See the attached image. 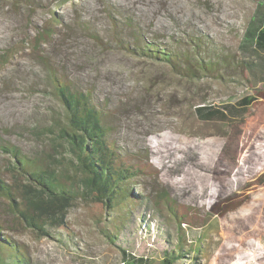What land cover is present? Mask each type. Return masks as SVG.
<instances>
[{
    "label": "rangeland",
    "instance_id": "rangeland-1",
    "mask_svg": "<svg viewBox=\"0 0 264 264\" xmlns=\"http://www.w3.org/2000/svg\"><path fill=\"white\" fill-rule=\"evenodd\" d=\"M260 1L44 0L35 20L56 30L45 54L61 61L75 88L91 94L94 104L105 112L109 141L127 163L145 173L133 181L140 197L128 216L123 209L118 216L117 210L95 202L94 190L86 189L79 194L66 226L52 228L50 236L40 238L26 229L6 231L28 244L32 264H124L119 245L148 256L147 264H163L164 250L181 252L179 237L189 256L175 264H264V218L256 219L238 237L228 228L227 218L236 217L247 206L241 202L227 211L225 207L251 186H238L237 182L229 186L224 176L217 181L218 194L208 198L207 176L190 170L199 156L206 160L213 139L229 137L219 132L233 123L202 119L194 104H239L252 97L241 123L264 105V83L252 81L242 63L246 54L239 47ZM109 9L124 20L131 16L141 22L144 36L157 38L162 45L202 37L208 42L202 54L207 59L219 58L220 70L189 77L169 64H151L128 55L114 42ZM9 10L0 0V141L18 145L29 156L49 157L53 134L47 126L64 118V108L47 89V70L40 55L28 47L31 42L22 43L25 21ZM52 11L57 12V19L51 17ZM5 60L9 61L4 64ZM40 131L45 132L41 139ZM223 145L224 141L219 148ZM224 156L227 162L232 159L230 152ZM8 158L11 156L0 149V170L5 174ZM246 161L249 173L264 171V128L249 148ZM263 185L264 179L259 186ZM162 186L183 211L197 215L191 222L205 225L179 227L166 208L156 207L154 196ZM0 213L10 224L16 218L1 197ZM112 219L122 220L115 242L106 235ZM149 226L151 232L146 234ZM205 236L208 239L201 243Z\"/></svg>",
    "mask_w": 264,
    "mask_h": 264
},
{
    "label": "trees",
    "instance_id": "trees-1",
    "mask_svg": "<svg viewBox=\"0 0 264 264\" xmlns=\"http://www.w3.org/2000/svg\"><path fill=\"white\" fill-rule=\"evenodd\" d=\"M2 1L8 10H13L16 18L25 21L20 32L23 36L22 43L31 42L28 47L37 52L38 57L40 55L39 61L47 70V89L64 108V118L47 126V130L53 134L49 157L29 156L23 153L18 145L0 141L1 151L11 156L8 158V172L5 174L0 170V197L16 217L10 224L0 213V264H32L28 244L8 235L6 231L26 229L40 238L50 236L52 228L66 226L70 211L80 198L79 194L85 193L86 189L94 190L95 202L117 210L118 216L119 211L123 209L125 216H128L132 205L140 197L134 190L133 181L145 172L127 163L120 151L109 141L108 127L104 121L105 112L94 104L91 94L75 88L68 79L61 61L55 62L45 54L56 30L52 25L38 24L35 20L36 13L45 5L44 0ZM109 15L114 24V42L130 56L145 58L151 64H169L179 73L189 77L221 68L217 67L222 62L219 58L207 59L202 54L208 45L202 37L174 41V46L162 45L157 42V38L145 37L143 25L133 17L127 16L124 20L119 13L112 12L111 9ZM51 17L57 19V12L52 11ZM94 33V36L99 38L98 33ZM239 47L246 54L242 63L249 71L252 81L264 83V0L257 4L251 15ZM252 99L247 98L239 104L198 102L193 105L195 113L202 119L220 118L233 122L223 126L219 132L229 137L225 140L220 137L213 139L205 155L206 160L199 156L196 166L190 170L197 175L204 173L207 176V187L211 188L208 198L218 194L217 181L224 176L228 178L229 186L236 182L238 186L241 183L246 187L251 186L250 191H246L231 206L225 207L227 211L241 202L247 206L241 209L236 217L227 218L231 234L237 237L256 219L264 218V185L259 186L260 181L264 179V171L259 174L249 173L246 161L249 148L264 128V105L258 107L244 123L238 122L244 109L253 102ZM44 135L45 132L40 131L39 139ZM223 141L224 145L220 149L219 144ZM228 152L232 159L227 162L224 155ZM234 166L238 169L235 170ZM253 178H257L256 181H253ZM235 191L241 194L239 189ZM171 196L167 188L162 186L154 196L155 206L166 208L179 227L184 224L189 227L205 225H195L191 222L190 218L197 219V215L183 211ZM118 222L120 223L112 219V226L107 228L106 235L113 242L117 240V231L122 227V220ZM149 232L150 226L146 229V234ZM179 238L177 247L181 252L177 253L176 249L164 250L163 264H175L179 259L189 256L183 252L185 244ZM207 239L208 236H205L200 242ZM119 249L124 264L149 262L148 256L136 255L120 245Z\"/></svg>",
    "mask_w": 264,
    "mask_h": 264
}]
</instances>
